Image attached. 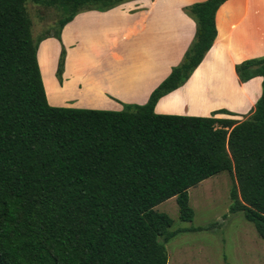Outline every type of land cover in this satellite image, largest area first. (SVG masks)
<instances>
[{
	"label": "trees",
	"instance_id": "obj_1",
	"mask_svg": "<svg viewBox=\"0 0 264 264\" xmlns=\"http://www.w3.org/2000/svg\"><path fill=\"white\" fill-rule=\"evenodd\" d=\"M64 13L54 36L81 10L126 0H0V264H166L172 219L154 209L175 197L191 221L188 189L228 172L229 212L264 239V56L234 65L240 82L261 76L251 114L238 120L154 112L210 49L225 0L185 6L196 23L182 61L146 103L121 110L50 105L26 3ZM64 60L61 49L57 74ZM162 238V241H160Z\"/></svg>",
	"mask_w": 264,
	"mask_h": 264
},
{
	"label": "crops",
	"instance_id": "obj_2",
	"mask_svg": "<svg viewBox=\"0 0 264 264\" xmlns=\"http://www.w3.org/2000/svg\"><path fill=\"white\" fill-rule=\"evenodd\" d=\"M199 1L203 0H126L106 10H87L86 27L94 35L87 38L86 45L90 43L96 54L95 61L98 60V71L93 70L90 76L98 78V90L114 99L108 102L107 109L121 110L125 104L142 105L147 102L151 91L179 64L192 41L196 23L183 8ZM214 21L217 33L210 49L184 84L158 99L154 112L210 116L211 111L226 107L239 113L249 94L255 91L251 105L254 106L261 94L262 77L254 76L240 82L234 65L264 55V0H225L216 10ZM65 32L62 27L60 37L67 53L64 63L70 52L76 51L73 29ZM196 70L199 72L192 82ZM224 77L230 79L238 94L242 95V101L211 107L209 100L207 113L194 111L188 97L190 90L204 95L216 93L215 89L224 88L213 86V81L203 84V80ZM65 78L62 73L60 83L57 82L59 87L63 86ZM121 78L124 83L121 93L108 90L109 83ZM83 88L82 81H79L77 92L71 98L74 106H82L79 91ZM91 94L88 93L86 98ZM177 95L182 96V106L167 107L166 104ZM84 105L87 106V102Z\"/></svg>",
	"mask_w": 264,
	"mask_h": 264
},
{
	"label": "rangeland",
	"instance_id": "obj_3",
	"mask_svg": "<svg viewBox=\"0 0 264 264\" xmlns=\"http://www.w3.org/2000/svg\"><path fill=\"white\" fill-rule=\"evenodd\" d=\"M26 6L32 23V36L37 38L49 34V36L40 40L37 48L38 64L47 102L51 105L60 104L57 106L64 107L83 108L82 106H88L87 108L107 109L108 102L110 103V100L114 99L98 90V78L94 79L90 76L93 70L98 71V60L95 61L96 54H94L92 46L89 45L90 43L86 45L87 38L90 39L94 35L93 31L86 27V12L87 10L96 9L79 11L74 16L72 23L68 22L63 26L66 32L70 28L73 29L76 40V51L72 50L64 63L67 54L66 46L61 37L57 38L53 35L57 32L58 21L64 16V13L58 7L35 4L30 1L26 3ZM62 48L64 49V60L61 73L58 75L57 66ZM198 70L194 73L192 82L196 78ZM62 73L66 78L63 86L59 87L57 82L60 83ZM207 79L203 80V84L208 85L213 81V86L223 87L224 89H215L216 93L209 95L197 94L194 89H191L188 97L194 111L207 113L209 109L206 103L209 100L212 102L211 107L242 101V95L238 94L227 77L214 80ZM79 81H82L84 87L83 90L79 91L80 102L83 103L82 106H74L73 103L75 102L71 101L74 93L77 92L75 90H77ZM122 82L123 78L118 79L115 82L113 81V84L109 83L107 88L112 92L121 93L122 90L120 89L124 87ZM197 85L199 86V83ZM221 90L223 91L218 92ZM88 93H92L91 96H88L91 97L90 99L86 98ZM254 97L255 91L249 94L239 113L235 111H232L234 115L215 113L214 116H233L231 118L242 120L251 114ZM181 100L182 96L177 95L166 106L180 108L182 106ZM84 102H87L88 105L85 106ZM218 109L230 111L226 107ZM218 109L211 111L210 115ZM234 183L236 182L232 176L223 171L190 187L188 189L189 205L194 213L191 221H181L179 219L175 197H171L154 207L156 211L169 215L172 219V225L168 228V231L176 232L173 237L164 243L167 253L166 264H264V239L257 234L253 223L246 220L242 212H229V206L232 203L230 191ZM160 241H162V238H160Z\"/></svg>",
	"mask_w": 264,
	"mask_h": 264
}]
</instances>
